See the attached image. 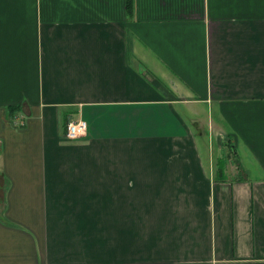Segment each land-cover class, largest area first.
Masks as SVG:
<instances>
[{
	"label": "crops",
	"instance_id": "crops-1",
	"mask_svg": "<svg viewBox=\"0 0 264 264\" xmlns=\"http://www.w3.org/2000/svg\"><path fill=\"white\" fill-rule=\"evenodd\" d=\"M1 192L0 264H264V0H0Z\"/></svg>",
	"mask_w": 264,
	"mask_h": 264
},
{
	"label": "rangeland",
	"instance_id": "rangeland-1",
	"mask_svg": "<svg viewBox=\"0 0 264 264\" xmlns=\"http://www.w3.org/2000/svg\"><path fill=\"white\" fill-rule=\"evenodd\" d=\"M202 115V121H205L206 119V115L202 114V112L200 113ZM199 115V117L201 116ZM202 131H203V135L200 136L199 138H197L198 140V144H202L204 145L205 148H207V140H206V133H205V130H204V125L202 124V122L199 123ZM218 140H220L223 144V149L220 153V155H218L217 157L213 158L212 162L213 164H222L223 167L227 166L230 170L228 171L229 172V177H235L236 173V168H242V161H241V157H240V154L237 152V157H234L233 153L230 152L228 150V146L226 145L228 140L226 138H221L220 136L217 137ZM241 177H243L242 173H240ZM2 200V192L0 194V202Z\"/></svg>",
	"mask_w": 264,
	"mask_h": 264
},
{
	"label": "built area",
	"instance_id": "built-area-1",
	"mask_svg": "<svg viewBox=\"0 0 264 264\" xmlns=\"http://www.w3.org/2000/svg\"><path fill=\"white\" fill-rule=\"evenodd\" d=\"M87 126L82 120L73 121L67 124L65 138L70 141L78 140L86 135Z\"/></svg>",
	"mask_w": 264,
	"mask_h": 264
},
{
	"label": "trees",
	"instance_id": "trees-1",
	"mask_svg": "<svg viewBox=\"0 0 264 264\" xmlns=\"http://www.w3.org/2000/svg\"><path fill=\"white\" fill-rule=\"evenodd\" d=\"M133 1L134 0H126V9L128 14H131L133 11Z\"/></svg>",
	"mask_w": 264,
	"mask_h": 264
},
{
	"label": "water",
	"instance_id": "water-1",
	"mask_svg": "<svg viewBox=\"0 0 264 264\" xmlns=\"http://www.w3.org/2000/svg\"><path fill=\"white\" fill-rule=\"evenodd\" d=\"M193 127L197 130V133L200 135V134H201V131H200V129L198 128L197 124H194Z\"/></svg>",
	"mask_w": 264,
	"mask_h": 264
}]
</instances>
